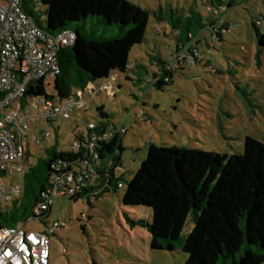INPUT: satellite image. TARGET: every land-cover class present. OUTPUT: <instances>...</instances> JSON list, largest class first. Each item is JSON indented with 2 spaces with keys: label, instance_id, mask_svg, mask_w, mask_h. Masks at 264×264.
<instances>
[{
  "label": "rangeland",
  "instance_id": "rangeland-1",
  "mask_svg": "<svg viewBox=\"0 0 264 264\" xmlns=\"http://www.w3.org/2000/svg\"><path fill=\"white\" fill-rule=\"evenodd\" d=\"M128 1L150 15L145 40L130 54L134 71L113 72L109 78L112 88L109 94L89 100L86 110L75 108L70 120L61 118L48 123L44 116L33 111L34 100H29V111L39 119L32 120L23 135L32 165L47 158L46 151L55 145L56 137L58 150H69L75 134L86 133L89 123L97 122L100 106L104 105L113 115L119 130L126 131L121 166L115 172L123 188L111 187L91 204L86 197L73 201L69 196L55 194L52 212L45 224L29 220L16 226L25 232L48 235L50 264H184L188 255L180 250L153 251L150 230L134 227L129 222L128 218L150 222V209L127 208L122 204L127 184L146 159L150 143L228 156L244 152L246 137L264 143V57H258L253 26L254 21L264 17V0H230L234 5L226 10L218 7V0L215 3L214 0ZM224 1L227 5L229 0ZM32 11L44 24L45 7L41 4ZM178 18L183 20V27L173 21ZM212 21L215 22L211 26ZM177 23L180 28L174 30ZM199 24L206 26L200 28ZM224 24L229 29L216 36ZM85 28L92 39L122 37L118 25H107L100 18H89ZM259 29L264 33V21ZM188 31L193 38L180 55L184 57L187 47L193 46L198 49L199 57L179 64L177 38L183 32V40H188ZM152 57H163L177 68L172 83L162 91L149 83L152 72L158 71ZM46 90L55 97L56 104L61 103L55 79L46 81ZM140 112L144 116L139 117ZM46 133L50 137L39 141ZM27 164L26 161L25 167ZM24 175L25 172L12 176L0 173V189L13 190L23 185ZM12 205V201L3 202L1 209L5 211L6 206ZM55 222L60 227L52 234L46 227H52ZM192 227L189 219L184 237Z\"/></svg>",
  "mask_w": 264,
  "mask_h": 264
},
{
  "label": "trees",
  "instance_id": "trees-1",
  "mask_svg": "<svg viewBox=\"0 0 264 264\" xmlns=\"http://www.w3.org/2000/svg\"><path fill=\"white\" fill-rule=\"evenodd\" d=\"M218 1L222 10L234 5L230 0L227 5L224 0ZM41 4L45 7L44 24L32 11ZM22 10L48 35H74V43L60 47L58 51L60 72L55 78V89L60 102L75 100L79 92L91 85L108 83L115 71H134L130 66V54L145 40L150 18L148 11L128 0H40L38 3L23 0ZM89 18H100L110 26L118 25L122 37L92 39L85 28ZM173 21L183 27L181 18ZM263 21L261 16L253 22L259 58L264 57V33L259 29ZM214 22L209 24L212 26ZM178 23L173 26L174 30L180 28ZM199 25L200 28L206 26ZM228 29L224 24L220 31H216V36ZM187 36L188 40L184 41L183 32H180L177 38L176 59L179 64L183 60L196 61L199 57L198 49L193 46L187 47L184 57L180 55L186 43L192 41L190 31ZM151 61L158 71L152 72L149 83L162 91L172 83L177 68L163 57H152ZM73 77H76L75 81ZM126 78L133 80L129 76ZM101 94L107 93L101 92L95 97ZM3 97L0 93V99ZM39 98L53 102L55 99L47 93L44 79L29 84L21 102L22 108L30 99L35 102ZM97 111V122L89 123L94 127L91 129L88 125L86 133L78 131L69 150H58L56 137L55 145L46 151L47 158L32 165L27 149L23 194L14 198L13 205L6 206L5 211L0 209V227H16L29 220L45 224L51 215L55 194L69 196L73 201L86 197L87 203L91 204L111 187H124L115 172L121 166L126 131L118 129L113 115L104 105ZM56 121L47 120L48 123ZM41 137L39 141L49 138L50 134ZM85 162H88V168L84 166ZM70 173L73 182L68 181ZM59 176L63 183L48 209L42 210L40 205L46 201L48 191L54 189V181ZM79 178H82L80 182ZM69 187H75V194L66 192L62 195ZM122 204L127 208L151 210L150 222L128 220L134 227L144 226L150 230L153 251L180 250L188 255L184 264H264V143L246 137L244 152L230 156L203 149L150 143L146 159L127 184ZM36 210H39L38 214ZM189 219L193 227L184 237ZM54 225L60 227L59 222Z\"/></svg>",
  "mask_w": 264,
  "mask_h": 264
},
{
  "label": "built area",
  "instance_id": "built-area-1",
  "mask_svg": "<svg viewBox=\"0 0 264 264\" xmlns=\"http://www.w3.org/2000/svg\"><path fill=\"white\" fill-rule=\"evenodd\" d=\"M40 0H32L39 2ZM23 0H0V173L16 175L25 172L24 158L27 151L23 135L29 130V123L44 116L46 121L60 118L70 120L75 109H87L89 100L98 93L111 91L108 82L91 85L84 92H79L75 102L64 101L59 104L39 98L31 107L38 116L23 109L21 102L33 81L55 79L60 72L58 51L60 47L71 46L74 35L62 33L56 36L46 34L22 10ZM143 115L140 112L139 117ZM39 120V119H38ZM93 124L89 128H93ZM49 137V133L45 134ZM88 162L84 166L88 168ZM86 173V172H85ZM68 181L74 177L67 175ZM59 176L54 189L48 191L46 201L40 205L47 210L59 185L63 183ZM82 178H79L80 182ZM121 187V185H120ZM68 193L74 195L75 187H69ZM23 194V185L13 190L0 189V209L3 202L12 201ZM36 214L39 210L35 211ZM57 225L47 231L55 233ZM51 243L47 234L25 232L17 227H0V264H50Z\"/></svg>",
  "mask_w": 264,
  "mask_h": 264
}]
</instances>
